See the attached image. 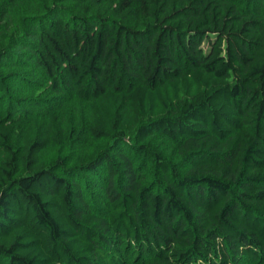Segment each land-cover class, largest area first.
<instances>
[{
    "label": "trees",
    "instance_id": "1",
    "mask_svg": "<svg viewBox=\"0 0 264 264\" xmlns=\"http://www.w3.org/2000/svg\"><path fill=\"white\" fill-rule=\"evenodd\" d=\"M0 264H264V0H0Z\"/></svg>",
    "mask_w": 264,
    "mask_h": 264
}]
</instances>
